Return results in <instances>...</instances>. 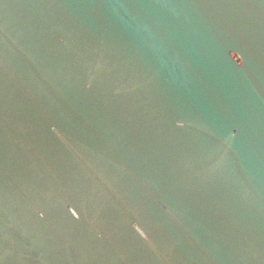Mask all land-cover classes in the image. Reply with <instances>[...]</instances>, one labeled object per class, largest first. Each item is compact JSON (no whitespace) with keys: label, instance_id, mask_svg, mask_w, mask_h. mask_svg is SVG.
I'll use <instances>...</instances> for the list:
<instances>
[{"label":"water","instance_id":"water-1","mask_svg":"<svg viewBox=\"0 0 264 264\" xmlns=\"http://www.w3.org/2000/svg\"><path fill=\"white\" fill-rule=\"evenodd\" d=\"M0 264H264V0H0Z\"/></svg>","mask_w":264,"mask_h":264}]
</instances>
